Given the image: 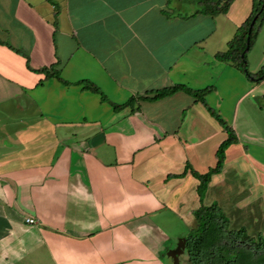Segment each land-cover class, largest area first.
I'll use <instances>...</instances> for the list:
<instances>
[{"label":"crops","instance_id":"crops-1","mask_svg":"<svg viewBox=\"0 0 264 264\" xmlns=\"http://www.w3.org/2000/svg\"><path fill=\"white\" fill-rule=\"evenodd\" d=\"M167 4L0 0V264H169L167 228L195 229L212 204L230 230L262 235L264 79L215 58L252 1L215 17ZM176 85L212 88L206 105L235 133L204 192L192 173L216 167L228 135L184 92L149 100Z\"/></svg>","mask_w":264,"mask_h":264},{"label":"trees","instance_id":"trees-1","mask_svg":"<svg viewBox=\"0 0 264 264\" xmlns=\"http://www.w3.org/2000/svg\"><path fill=\"white\" fill-rule=\"evenodd\" d=\"M168 1L172 2V0ZM233 2L234 0H200L199 5L201 9L196 13L213 17L224 15L228 12ZM251 22H253V25L250 27ZM263 23L264 0H252L251 12L248 18L239 26L233 39L227 44V50L218 53L215 58L219 62L235 64L247 79L257 82L263 80L264 71L251 74L248 71L247 64V54L253 47ZM247 38L249 39L248 43H246ZM246 47H248V50H246ZM14 51L19 53L16 50ZM53 69L54 68L51 67L52 71ZM48 70L49 69L40 70L45 76L44 80L50 78L60 79L58 74L55 72L49 74ZM64 83L67 85L66 82ZM79 84L83 85V89L99 94L98 88L91 82L82 80ZM179 91L194 97L204 105L210 115L220 124L228 135L227 139L219 146L215 154L216 167L205 175L192 173L200 182V190L204 192L210 177L221 171L224 162V152L231 144L236 142V137L232 129L223 122L220 116L206 105L205 97L212 91L210 87L196 91L176 85L157 91L155 97L149 100L155 101ZM130 102L131 100H129L124 107L129 105ZM120 107L121 106H115L117 109ZM193 217L196 222V227L186 236L184 250V255L187 257L190 264H264V236L257 235L256 237H250L243 229L230 230L229 221L218 205L212 204L208 207L202 206L193 211Z\"/></svg>","mask_w":264,"mask_h":264},{"label":"rangeland","instance_id":"rangeland-1","mask_svg":"<svg viewBox=\"0 0 264 264\" xmlns=\"http://www.w3.org/2000/svg\"><path fill=\"white\" fill-rule=\"evenodd\" d=\"M176 2H178L176 5H179L180 7L175 6ZM199 3H200V0H175V2L172 0V4H167V5L170 10L173 9V7L175 6V8L173 9V11L175 12L174 15L179 14L181 17L185 18V17H189L191 14H196V12L201 9ZM243 8L244 6L242 5L241 9L243 10ZM219 18H222V17H219ZM259 34L260 32L258 33V35ZM254 45H253L254 48L253 49L251 48V49L253 50L257 58H260L262 56L263 46H264L262 39H260L259 37L257 41L255 40ZM247 64H248V61H247ZM167 229L170 234L172 233V236H170V241L164 246V249H166V251L175 248L177 244L176 242L178 241V239H183L182 237H185L187 233L190 232L191 230V229L187 230V228L180 222H176L174 225H172L171 227H168ZM261 234L262 236H264V231H261ZM162 257L165 262L172 264V261L168 259V257L166 256H162ZM182 257L184 258L186 256L183 255ZM182 257L180 258V261H182ZM231 257H234V256H231ZM185 264H190V263L186 262Z\"/></svg>","mask_w":264,"mask_h":264},{"label":"water","instance_id":"water-1","mask_svg":"<svg viewBox=\"0 0 264 264\" xmlns=\"http://www.w3.org/2000/svg\"><path fill=\"white\" fill-rule=\"evenodd\" d=\"M253 25V22H251L250 27ZM249 42V39L247 38L246 43ZM246 50H248V47H246ZM185 250V238L179 239L177 241L176 247L170 251L167 252V256L172 259V264H180L179 258L184 255Z\"/></svg>","mask_w":264,"mask_h":264},{"label":"built area","instance_id":"built-area-1","mask_svg":"<svg viewBox=\"0 0 264 264\" xmlns=\"http://www.w3.org/2000/svg\"><path fill=\"white\" fill-rule=\"evenodd\" d=\"M25 222L29 225H34L36 223V220L33 218H27Z\"/></svg>","mask_w":264,"mask_h":264},{"label":"flooded vegetation","instance_id":"flooded-vegetation-1","mask_svg":"<svg viewBox=\"0 0 264 264\" xmlns=\"http://www.w3.org/2000/svg\"><path fill=\"white\" fill-rule=\"evenodd\" d=\"M239 247H241V246H239ZM256 255H257V254H256ZM182 256H183V255H182ZM182 256H181V257H182ZM181 257H180V258H181ZM254 257H255V255H254ZM180 258H179V263H180V264H183V262L180 261ZM182 258H183V257H182ZM170 260L172 261V259H170Z\"/></svg>","mask_w":264,"mask_h":264}]
</instances>
